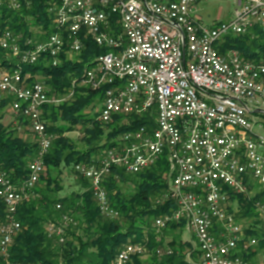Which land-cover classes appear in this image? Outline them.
I'll use <instances>...</instances> for the list:
<instances>
[{
    "label": "built area",
    "instance_id": "2783aa9c",
    "mask_svg": "<svg viewBox=\"0 0 264 264\" xmlns=\"http://www.w3.org/2000/svg\"><path fill=\"white\" fill-rule=\"evenodd\" d=\"M210 1L216 0H57L50 10L59 32L41 43L28 40L23 49L18 37L5 31L0 46L20 65L49 56L57 66L61 54L72 59L82 52L80 33L85 29L97 45L110 49L94 58L80 82L92 90L111 86L105 90L98 121L107 124L118 115L153 113L155 128L128 131L96 160L75 166L89 182L101 213L119 216L104 188L113 167L138 174L166 154L168 188L162 200L173 201L176 208L155 220L156 232L185 222L189 242L199 252L198 257L188 255L194 264H264L236 254L259 243L258 237L246 235L247 230L264 239V202H256L257 215L248 216L246 226L229 209L230 192L249 196L252 180L264 187V136L255 132L251 115L264 105V64L242 59L236 51L222 55L217 49L229 35L264 27V0H233L236 8L230 20L204 25L198 5ZM3 3L15 10L21 6L20 0H0ZM112 16L118 17L117 35L110 32ZM29 79L21 66L0 76V102L11 98L12 115L28 120L38 143L25 179L14 182L0 170V198L7 212L6 222L0 224L5 258L21 228L19 207L34 196L54 139L43 119L44 108L67 99L50 98L42 83L28 84ZM72 223L63 215L46 229L64 243ZM171 252L157 250L160 256ZM146 253L144 245L129 243L114 264H130Z\"/></svg>",
    "mask_w": 264,
    "mask_h": 264
},
{
    "label": "trees",
    "instance_id": "16d2710c",
    "mask_svg": "<svg viewBox=\"0 0 264 264\" xmlns=\"http://www.w3.org/2000/svg\"><path fill=\"white\" fill-rule=\"evenodd\" d=\"M20 2L17 10L4 3L0 5V38L5 31H11L24 49L28 40L33 44L41 43L59 32L50 10L57 0ZM117 19V16L111 17L110 32L113 35L120 32ZM80 37L84 43L82 52L75 59L61 54L57 66H53L49 56H41L35 64L20 65L0 46V71L21 66L22 74L30 75L28 84L34 83L37 76H42L50 97L73 92L65 101L44 108L43 119L47 131L54 135L51 149L44 159L45 172L38 182L40 187L34 189V196L19 207L17 219L21 228L9 248V256L5 258L0 250V264H114L117 254L129 243L146 247V256L151 255L148 264H194L186 256L198 257L199 252L191 242L181 240L179 233L168 244L167 249L172 250L171 254L165 253L164 258H158L157 250L162 247L163 241L154 228L155 220L176 208L173 201L162 200L168 188L166 175L169 164L166 154L155 166L138 174H128L119 167L112 168L104 188L111 207L119 213L117 218L101 213L89 182L76 173L77 164L96 160L116 146L124 133L142 126L150 130L155 128L153 113L128 117L118 115L110 123L103 124L97 119L98 113L92 116L86 112L101 104L105 90L111 86L92 90L80 85V82L86 69L93 65L94 58L110 52V49L97 45L85 29ZM217 49L222 55L236 51L242 59L264 64V27L257 26L241 35H229L217 45ZM10 101L11 98H8L0 102V170L5 171L14 182H19L28 176L29 163L37 154L38 143L28 142L18 135V123L29 125L25 118L17 117L7 125L3 123L4 110L9 108ZM78 126L83 134L80 145L66 135L76 131ZM63 167L71 168L82 189L71 196L58 198L54 194L61 188L58 181L53 179L52 171H61ZM128 184L135 187L133 193L123 191V186ZM230 198L238 201L242 216L257 215L255 204L264 202V187L260 186L254 195L249 196L230 192ZM58 204L62 205L61 209H57ZM63 215L72 217L74 223L66 229L65 242L60 243L56 235L49 236L46 226L58 223ZM6 220V205L0 198V224ZM169 229L178 230L181 235L185 231V222H173L163 231ZM246 235L258 237V248H264V239L258 232L249 229ZM68 236L70 239H67ZM255 253L256 250L251 249L248 252L240 250L236 254L253 261ZM144 257L135 256L130 264H144Z\"/></svg>",
    "mask_w": 264,
    "mask_h": 264
},
{
    "label": "rangeland",
    "instance_id": "374dc122",
    "mask_svg": "<svg viewBox=\"0 0 264 264\" xmlns=\"http://www.w3.org/2000/svg\"><path fill=\"white\" fill-rule=\"evenodd\" d=\"M236 6L233 0H216V1H210V2H205V3H200L198 5V11L197 15L201 18L202 23L204 25H212L214 22H225L230 20L233 17V13L235 10ZM77 55H74L72 59H75ZM3 72L6 71H0V76ZM34 82H39L44 85V79L42 76H37L35 78ZM45 86V85H44ZM46 87V86H45ZM47 89V87H46ZM50 97V96H49ZM67 98L70 97L69 93L65 94L63 96H59L57 94L52 95L50 98L53 99H58V98ZM65 101V100H64ZM101 111V104L96 105L95 109H87L86 112L90 113V115L95 116L96 113H100ZM16 120V117L12 115L10 111H8V108L4 110L3 118L2 121L4 124H9L13 121ZM20 125V129L17 130L18 135L22 136L26 141L33 143L34 141L36 142V136L30 131L29 127L27 125H23L21 123H18ZM255 132L258 135L264 136V128H259L258 126L255 127ZM67 136L75 140L79 145H80V139L82 138V130L81 127L78 126L77 130L71 133H67ZM54 136V135H53ZM82 147V146H81ZM52 177L53 179H56L59 183V186L61 190L59 192H56L54 194L55 197L61 198L65 196H71L74 193L79 192L82 189V186L80 185V182L78 181L77 176L75 173L71 170V168H61V171L59 170H54L52 171ZM252 183L254 185L252 193L250 195H254L259 189L260 185L256 181L252 180ZM40 187L38 184L35 188ZM123 191L127 194L133 193L135 191V187L132 185H124L123 186ZM159 199V198H158ZM158 199H156L158 201ZM154 200V201H156ZM229 209L240 219V222L243 223L244 226L247 225L249 219L251 217L248 216H242V209L239 207V203L237 200H231L229 203ZM72 218V217H71ZM69 227V226H68ZM179 233V238L184 241H190L191 235L189 234L188 231H183L180 232L178 230L173 231L171 229L161 231L159 234V238L163 241V245L160 248L162 252H165L166 249L168 248L169 242H171L173 239H175L176 235ZM177 238V239H179ZM67 239H70V236L67 237ZM131 240V239H129ZM256 250L255 256L256 258L253 259L255 262H260L264 260V248L259 249L258 245L254 248ZM151 255L148 254L146 257H144V264H148V258ZM164 254L161 256L158 255L159 259L164 258ZM186 259L190 261L191 259L186 256Z\"/></svg>",
    "mask_w": 264,
    "mask_h": 264
},
{
    "label": "crops",
    "instance_id": "0c3cea01",
    "mask_svg": "<svg viewBox=\"0 0 264 264\" xmlns=\"http://www.w3.org/2000/svg\"><path fill=\"white\" fill-rule=\"evenodd\" d=\"M215 23H218V22H214L213 24ZM8 111L11 112L10 108H8ZM251 115H252V119L256 122V126H258L259 128H264V105H261L257 110H254ZM255 258L256 256L254 257V259Z\"/></svg>",
    "mask_w": 264,
    "mask_h": 264
}]
</instances>
